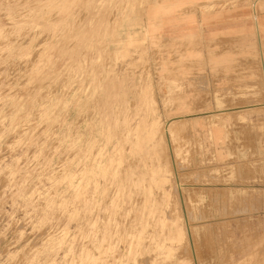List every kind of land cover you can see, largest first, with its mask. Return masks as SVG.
I'll list each match as a JSON object with an SVG mask.
<instances>
[{
    "label": "rangeland",
    "instance_id": "rangeland-1",
    "mask_svg": "<svg viewBox=\"0 0 264 264\" xmlns=\"http://www.w3.org/2000/svg\"><path fill=\"white\" fill-rule=\"evenodd\" d=\"M0 264H264V0H0Z\"/></svg>",
    "mask_w": 264,
    "mask_h": 264
},
{
    "label": "bare ground",
    "instance_id": "bare-ground-1",
    "mask_svg": "<svg viewBox=\"0 0 264 264\" xmlns=\"http://www.w3.org/2000/svg\"><path fill=\"white\" fill-rule=\"evenodd\" d=\"M101 27V26H100ZM125 60H127V59H125ZM126 62V61H125ZM141 77V76H140ZM227 113V112H226ZM204 116V115H203ZM126 119V118H125ZM142 120V119H141ZM116 122V121H115ZM127 124V123H126ZM131 127V126H130ZM84 128V127H83ZM136 128H137V126H136ZM82 129V128H81ZM138 130V129H137ZM87 131V130H86ZM134 131V130H133ZM80 132V131H79ZM115 133V132H114ZM107 134V133H106ZM126 134V133H125ZM78 135H80V134H78ZM76 136V135H75ZM99 137H100V135H99ZM116 137V136H115ZM140 137V136H139ZM77 138H78V136H77ZM81 138V137H80ZM80 138H79V140H80ZM106 138V137H105ZM134 140V139H133ZM116 141V140H115ZM119 143V142H118ZM124 146V145H123ZM115 147H116V144H115ZM113 148V147H112ZM145 148V147H144ZM110 150V149H109ZM152 150V149H151ZM116 152V151H115ZM142 152H143V149H142ZM115 162V161H114ZM107 167V166H106ZM108 168V167H107ZM70 169V168H69ZM60 171H62V170H60ZM72 171V170H71ZM75 174V173H74ZM77 174H78V172H77ZM76 174V175H77ZM72 176V175H71ZM70 176V177H71ZM73 177V176H72ZM76 177V176H75ZM94 177H95V175H94ZM115 177H116V175H115ZM115 177H114V179H115ZM78 178V177H77ZM76 179V178H75ZM95 179V178H94ZM72 180H74V178L72 179ZM71 180V181H72ZM74 182H76V181H74ZM73 182V183H74ZM79 182V181H78ZM77 184V182L75 183V185ZM162 184V183H161ZM73 186H74V184H73ZM73 186L71 187V185H70V187L71 188H73ZM162 186V185H161ZM79 187V186H78ZM177 191V190H176ZM115 192V191H114ZM116 194V193H115ZM169 199V198H168ZM167 201H169V200H167ZM178 203V202H177ZM172 220V219H171ZM173 222V221H172ZM181 226H182V224H181ZM174 227V226H173ZM183 228V227H182ZM177 230V229H176ZM175 230V231H176ZM181 231H182V229H181ZM175 235V234H174ZM115 242H117V241H115ZM115 244V243H114ZM128 244V243H127ZM116 246V245H115ZM126 246V245H125ZM131 246V245H130ZM177 246H179V244L177 245ZM128 248V247H127ZM175 248V247H174ZM95 249V248H94ZM114 249H115V247H114ZM175 250V249H174ZM111 251V250H110ZM113 251V250H112ZM130 251V250H129ZM176 251V250H175ZM129 253V252H128ZM128 255V254H127Z\"/></svg>",
    "mask_w": 264,
    "mask_h": 264
}]
</instances>
